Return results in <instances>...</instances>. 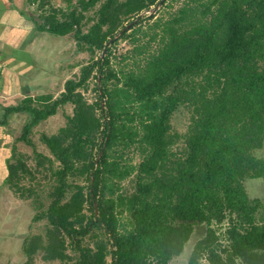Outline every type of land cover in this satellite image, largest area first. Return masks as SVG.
I'll use <instances>...</instances> for the list:
<instances>
[{
  "label": "trees",
  "instance_id": "16d2710c",
  "mask_svg": "<svg viewBox=\"0 0 264 264\" xmlns=\"http://www.w3.org/2000/svg\"><path fill=\"white\" fill-rule=\"evenodd\" d=\"M39 1L36 29L69 35L91 61L55 98L3 107L0 125L25 114L16 141L34 154L29 165L14 147L6 183L34 199L32 221L45 222L24 238L25 264L37 255L58 264H171L197 224L205 233L186 264H264L260 202L244 187L261 179L264 191V0ZM119 40L128 48L117 54ZM65 105V124L40 136L48 155L38 152L33 128ZM180 107L183 132L171 123ZM42 180L45 203L36 201Z\"/></svg>",
  "mask_w": 264,
  "mask_h": 264
},
{
  "label": "crops",
  "instance_id": "0c3cea01",
  "mask_svg": "<svg viewBox=\"0 0 264 264\" xmlns=\"http://www.w3.org/2000/svg\"><path fill=\"white\" fill-rule=\"evenodd\" d=\"M50 1L53 3V0ZM39 2L0 0V117L4 114L3 107L16 105L25 97L47 94L41 91L35 92V95L29 93L45 75L37 57L46 51L43 44L48 45L46 42L50 44L63 36L36 29L33 16L38 15L36 7ZM54 6L58 7L57 4ZM24 116L10 113L4 125H0V264H16L22 259L26 261L22 245L30 233L34 216H30L33 208L29 199L12 191L6 183L7 165L14 147L16 149L19 143L16 140L22 129H17L19 133L14 131L11 121Z\"/></svg>",
  "mask_w": 264,
  "mask_h": 264
},
{
  "label": "rangeland",
  "instance_id": "374dc122",
  "mask_svg": "<svg viewBox=\"0 0 264 264\" xmlns=\"http://www.w3.org/2000/svg\"><path fill=\"white\" fill-rule=\"evenodd\" d=\"M53 4L59 7H64L63 0H53ZM151 8H154L152 6ZM147 14L153 13V11L145 12ZM65 35L60 39H55V42L48 43V45L43 44L46 51H42L41 55L37 57V61L40 64V68L44 69L45 75L41 82L36 85H33L29 93L35 95V92L41 91V93H49L51 96H55L60 92V89H63L64 81L68 78H73L79 74L80 68L88 64L91 61V56L87 51H78L76 49V42L73 38ZM51 38V37H50ZM67 38V39H66ZM126 48H128V42L126 40H119L114 46L115 53H121ZM98 54V53H97ZM94 80L91 79L89 83V89L84 93V96L89 102L94 100L95 93L93 92ZM38 88V89H37ZM33 97V96H32ZM36 97V96H34ZM54 98V97H53ZM71 113L70 105H65L63 108H59L57 113L49 116L48 118L40 121L32 130L31 138L38 152L48 155V150L45 145L41 143L40 136L42 134H51L56 132L59 127L63 126L66 122L65 114ZM22 114V113H20ZM25 115V114H24ZM25 116L23 118L16 117L11 121L13 125V130L19 133V128L24 124ZM172 129L177 132H183L188 123V113L187 110L183 107H180L172 116L171 119ZM12 128V127H10ZM16 151L22 153L27 157L26 163L32 165L33 160V149L31 146L26 145L24 142L20 141L16 145ZM258 155H264V148L258 151ZM137 158L133 159L135 162ZM43 185V186H42ZM42 185L39 186L40 197L36 200L42 201L43 203L47 202L46 200V191L48 185H46V180H42ZM244 187L247 191V194L250 198H257L260 202L259 209L256 212V220L259 222H264V191H263V182L261 179H248L244 182ZM34 202V199L30 198V204ZM32 208V204L30 205ZM33 210V209H32ZM35 211H31L30 216L34 215ZM45 222L44 220H39L33 222L31 220L30 232H39L43 231ZM221 229L217 232L223 231L226 227V223H223ZM215 227V226H214ZM205 225L197 224L194 226V230L184 246L182 253L171 260V264H186L188 257L190 255L191 249L194 243L204 235ZM222 244H225V240L222 239ZM18 262V263H17ZM16 264H25V259L17 261ZM56 260H42L40 256H35V259L31 264H58ZM198 264H207V261L202 257L199 259Z\"/></svg>",
  "mask_w": 264,
  "mask_h": 264
},
{
  "label": "water",
  "instance_id": "95a60500",
  "mask_svg": "<svg viewBox=\"0 0 264 264\" xmlns=\"http://www.w3.org/2000/svg\"><path fill=\"white\" fill-rule=\"evenodd\" d=\"M163 1H164V0H160L159 5H160ZM147 11H151V12L153 11V12H155V8H151V9H149V10H147ZM147 11L141 12L138 16H139V17L142 16V15H143L145 12H147ZM136 20H137V18L134 19V20H132L130 23L126 24V25L124 26V28H122V30H121L120 32H118L113 38L109 39L108 44H111V43L113 42L114 39H117L123 31H125L126 29H129V28H130V27L136 22ZM104 53H105V51L103 50V51H102V55H104ZM98 79H99V75H98ZM95 211H96V209H95Z\"/></svg>",
  "mask_w": 264,
  "mask_h": 264
}]
</instances>
